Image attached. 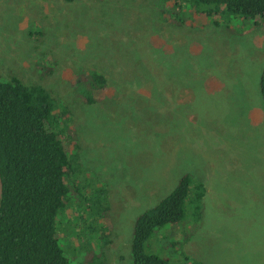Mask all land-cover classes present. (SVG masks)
Here are the masks:
<instances>
[{"label": "rangeland", "instance_id": "obj_1", "mask_svg": "<svg viewBox=\"0 0 264 264\" xmlns=\"http://www.w3.org/2000/svg\"><path fill=\"white\" fill-rule=\"evenodd\" d=\"M181 6L162 15L164 0H0V75L69 108L78 180L109 207V223L85 203L62 209L56 232L71 264H131L137 218L185 175L189 199L205 189L200 208L188 200L145 252L169 264H264V20L226 14L217 25ZM88 68L109 81L95 105L69 89Z\"/></svg>", "mask_w": 264, "mask_h": 264}, {"label": "trees", "instance_id": "obj_2", "mask_svg": "<svg viewBox=\"0 0 264 264\" xmlns=\"http://www.w3.org/2000/svg\"><path fill=\"white\" fill-rule=\"evenodd\" d=\"M164 1L162 15L176 2L179 7L187 3L202 8L203 20L213 18L217 25L226 14L264 20V0ZM108 87V77L91 68L69 81L70 91L85 105L105 100ZM259 89L264 110V67ZM74 123L69 108L50 89L0 75V264H71L59 244L56 225L62 209L74 204L85 203L96 220L108 221L106 199L92 201L102 195L100 190L88 192L92 187L78 180L80 143ZM190 189L191 178L185 175L168 196L137 218L131 264H169L146 253L145 246L157 231L185 218L188 200L200 208L203 185H195L189 199Z\"/></svg>", "mask_w": 264, "mask_h": 264}]
</instances>
